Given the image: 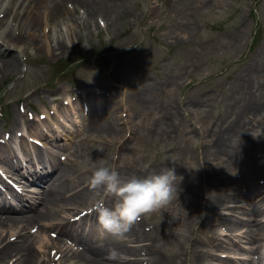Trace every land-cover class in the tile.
I'll return each instance as SVG.
<instances>
[{
	"label": "rangeland",
	"instance_id": "obj_1",
	"mask_svg": "<svg viewBox=\"0 0 264 264\" xmlns=\"http://www.w3.org/2000/svg\"><path fill=\"white\" fill-rule=\"evenodd\" d=\"M68 7L73 8L71 4ZM75 10L73 17L63 13L55 18V26L64 20L66 28L62 33L60 27L55 29L62 36L54 40L52 46L61 43L64 48L27 49L28 57L20 56L23 64L18 57V71L0 82V93L6 83H11L0 100L2 107L8 110L0 115V134L10 135L8 131L15 123V114L19 115L17 124L24 119L27 128L29 121L26 115H22V110L19 113L16 108L18 101L27 112L43 104L50 105L54 96H57L58 105L68 94L65 90L75 95L80 93L79 98L71 96L72 101L74 106L80 102L79 108L84 101L88 104L90 123H103L111 115L109 110L100 107L98 96L103 95L109 106L120 111L124 109L126 116L116 121L121 135L108 137L104 142L93 137L94 133L80 131L73 141H66L59 155L62 166L75 174L74 179L77 175L85 179V186L93 171L101 166L114 168L121 179L145 177L161 172V166H173L180 178L177 196L183 183L188 181L187 176L191 177L193 187L201 192L204 188L200 179L205 173L212 171L215 177L229 178L238 183L245 176L253 177L261 172L257 169L238 172L220 161L205 159L203 146L210 138L205 144L203 138L215 119L224 113L225 97L233 93L232 87L240 69L256 55L258 64L264 65V0H87L75 5ZM71 25L73 29L69 28ZM49 29L46 28L48 36ZM102 58L108 62L104 63ZM140 91H144L143 96H134ZM190 100L197 104L196 109L186 106ZM169 119L174 122L166 129ZM47 121L52 123L53 119ZM88 137L94 141L91 142L89 157L84 159L80 154ZM250 143L253 149L248 152L260 156L259 161L263 165L264 136ZM43 146L53 148L46 143ZM118 148L120 153L116 152ZM27 153L33 157L36 155L30 146ZM240 165L244 166L243 163ZM257 177L256 184L264 187V175L260 173ZM89 189L93 192L92 200L80 206H70L77 208L72 212L68 210L70 215L60 207L54 212L52 222L64 224L74 217L79 220L76 227H68L76 242H65L80 255L91 240L92 246L98 241L97 245L102 247L120 245L133 248L136 256H130L131 259H144L142 264H158L140 251L149 249L147 246L151 241L145 236L150 240L161 239L162 231L163 235L171 231L172 222L185 206L174 205V198L165 207L143 215L136 223L145 227L144 238L134 242L130 231L123 236H113L103 231L99 224L91 225L98 214L95 210L97 204L113 207L116 198L104 190ZM219 189L226 188L220 186ZM64 205L60 203V206ZM77 211L81 213L75 215ZM65 216L69 217L65 219ZM257 218H264V212ZM196 222V226L201 224L200 220ZM173 228L174 232L180 231L190 237L182 225ZM212 228L216 238L220 233L228 235L225 229ZM212 228L205 230L211 231ZM242 229L237 226L234 233ZM29 230L30 235L42 241L43 248L47 247L44 238L53 242L45 251L46 254L51 253L49 259L57 260L54 264H58V254L54 251L58 249L61 237L55 232L38 235L34 231L37 230L36 225ZM194 237L204 239V234H197L195 229ZM33 247L37 248L35 242ZM184 254L182 252L181 260L175 262L198 264ZM216 254L249 258L236 247ZM70 255L63 264H86L79 261L78 256ZM38 259L41 263L48 261L47 256L45 261L41 260L39 253ZM259 259L257 255L252 256V264L264 262V259ZM159 264L165 262L162 260Z\"/></svg>",
	"mask_w": 264,
	"mask_h": 264
},
{
	"label": "bare ground",
	"instance_id": "obj_2",
	"mask_svg": "<svg viewBox=\"0 0 264 264\" xmlns=\"http://www.w3.org/2000/svg\"><path fill=\"white\" fill-rule=\"evenodd\" d=\"M80 2H87V0H0V80L18 71V57L26 55L27 49L52 47L54 28L60 27L61 32L66 28L64 20L56 23L55 26V18L62 16L63 13H69L73 17L76 12L75 5ZM69 4L73 6L72 9L68 7ZM15 7L18 9L12 15ZM11 15L12 20L9 21ZM3 26L5 27L2 30ZM47 27H50V36L46 32ZM69 28L73 29V25ZM56 39H59L58 34ZM53 46L57 49L64 48L61 43ZM257 57L258 55L240 69L232 87L233 93L225 97L224 113L215 119L211 129L205 131L204 144L208 137L210 140L203 146V154L205 159H212V162L216 163L220 161L231 170L245 173L248 169L251 171L257 169L264 175V164L262 165L259 161L260 156H253L248 152L253 149L250 142L254 140L250 133L253 135H256L258 131L264 133V65L261 67L258 64ZM136 95L143 96L144 91L136 92L134 96ZM99 99L100 107L109 110L111 114V118L105 119L103 123H90L85 117L87 115L82 110H77L78 108H72L73 113L70 114L69 109L61 104L52 108L56 111V118L59 119V127L34 120L36 122L28 123L27 131L25 127L17 131H23V137L32 140V143L37 140L41 143L47 142L55 149L60 148L58 142L63 136L65 138L73 136L80 131L94 133L93 137L96 136L104 142L108 137H119L121 130L116 128V121L126 115L123 114L122 109L120 111L109 106L103 95H100ZM65 100L63 105H73L71 96L65 97ZM84 106L88 105L83 102L82 107ZM186 106L196 109L197 104L190 100ZM42 113L47 119H53L44 109ZM168 122L170 124L165 125L166 129L174 120L169 119ZM68 124H71L73 128H70ZM10 134L15 143L19 142V139L14 136L16 132L11 130ZM92 140L93 138L90 137L85 140L86 145L80 154L84 159H87L91 153ZM0 144V166L9 169L11 174V176L0 177V182L6 187L5 191L0 189V264H54L57 261L49 259L50 253L46 254L45 251V248H51L52 241L44 238L43 242L47 247L43 248L42 241L30 235L29 228L31 226L33 228L34 225L37 227L34 231H37L38 235L55 232L61 237L58 239V249L55 250L58 254V264H63L69 253H71L70 257L78 256L79 261L86 264H139L140 262L142 264L144 259L140 261L131 259L130 256L135 255L133 248L120 245L102 247L97 245L98 241H95L92 246L93 240H91L87 248H84L83 255L71 248L65 241H76L68 227H76L78 219L76 217L67 219L69 216H65L67 220L64 224L52 222L54 212L60 207L64 213L68 212L70 215L68 210L72 212L77 209L70 206H80L92 200L93 192L89 189L90 183L85 186V179H81L80 175L74 179L75 174L62 166L56 152L48 150L45 158L41 155L37 158L24 157L22 149L19 154L11 153L7 140L1 139ZM120 147L124 148V146ZM120 151V148L116 150L118 153ZM241 163L244 166H241ZM169 167L178 171L173 166L166 168ZM163 169L165 167L161 166L160 171ZM211 172L205 173L204 178L200 179L204 188L201 192L193 187L191 177L187 176L188 181L183 183L179 196L174 200V205L185 206V209L180 210L178 217L170 226L169 233L163 235L161 229L162 237L159 240H150L147 235L145 236L151 243L147 246L149 249L140 251H144L151 261L155 260L159 264L163 260L165 264H179L175 261L181 260L182 252L198 264H252V256L256 255L257 258L264 259V218H257L264 212V187L256 184L260 173L253 177L245 176L238 183H234L229 178L215 177ZM6 178L18 180L22 191L20 196L7 185ZM220 186L226 189H219ZM28 197L30 200L26 201ZM60 203L65 205L60 206ZM79 213L81 212L77 211L75 215ZM196 220L201 221L199 226H196ZM96 223H98V214L91 225L94 226ZM180 225L190 234V237L180 231L174 232L173 226L176 229ZM237 226L244 230L234 233V228ZM212 227L225 229L228 235L220 233L216 238V232ZM209 228L213 230H205ZM144 229L145 227L136 222L131 226L129 235L133 236L134 242L144 238ZM195 229L197 234H204V239L194 237ZM34 242L37 245L36 249L33 247ZM231 247H236L249 258L239 259L237 256L216 254L217 251L224 249L231 251ZM111 250L121 255L113 260L109 255ZM38 253L41 260L45 261L47 256L48 261L41 263Z\"/></svg>",
	"mask_w": 264,
	"mask_h": 264
},
{
	"label": "clouds",
	"instance_id": "obj_3",
	"mask_svg": "<svg viewBox=\"0 0 264 264\" xmlns=\"http://www.w3.org/2000/svg\"><path fill=\"white\" fill-rule=\"evenodd\" d=\"M253 139L264 136L258 131L250 133ZM174 168H165L159 173L145 177H130L121 179L114 168L101 166L96 168L89 180L93 190H104L116 198L110 209L97 204L98 223L106 233L113 236H123L131 226L145 214L153 213L174 198L177 199V181ZM110 258L117 259L121 254L111 250Z\"/></svg>",
	"mask_w": 264,
	"mask_h": 264
}]
</instances>
